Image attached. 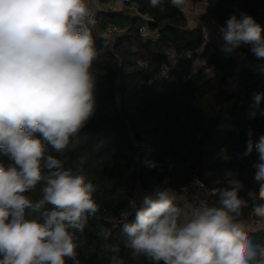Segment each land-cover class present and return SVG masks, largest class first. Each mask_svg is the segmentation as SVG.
Segmentation results:
<instances>
[{
	"label": "clouds",
	"instance_id": "9594fccd",
	"mask_svg": "<svg viewBox=\"0 0 264 264\" xmlns=\"http://www.w3.org/2000/svg\"><path fill=\"white\" fill-rule=\"evenodd\" d=\"M161 2L149 0L154 8ZM225 23L219 29L223 52L250 45L264 60V27L247 14ZM95 24L87 0H0V150L10 161L0 163V264H79L80 238L100 211L96 187L84 172L88 157L80 155L68 168L60 158L76 150L95 113ZM257 67L264 72V64ZM262 100L264 93L254 96L251 117L257 110L264 115ZM252 135L249 129L243 155L258 154V191L241 197L244 185L234 172L226 173L228 186L217 189L218 202L211 205L156 187L143 197L134 221L122 226L134 256L152 264H264V244L252 242L241 219L251 206L264 224V134ZM38 185L42 198L33 199L28 193ZM111 250L118 252L117 246ZM110 264L124 261L112 255Z\"/></svg>",
	"mask_w": 264,
	"mask_h": 264
},
{
	"label": "trees",
	"instance_id": "16d2710c",
	"mask_svg": "<svg viewBox=\"0 0 264 264\" xmlns=\"http://www.w3.org/2000/svg\"><path fill=\"white\" fill-rule=\"evenodd\" d=\"M124 2L126 6L135 3L140 12L149 13L148 25L158 29L159 36L141 38L137 32L141 21L128 8L100 13L92 30L100 51L91 68L96 76L95 113L81 130L76 150L60 157L65 168L74 167L80 155L88 157L84 172L96 187L93 197L100 206L80 238L79 264H110L112 255L124 264H152L144 256L132 254L122 232L123 224L135 219L131 204L137 188L149 189L167 178V188L178 194L200 180L210 205L218 202L217 189L228 186L227 172L236 173L242 181L241 197L247 198L249 190L259 188L253 168L258 154L255 150L248 156L243 153L249 129L254 140L264 134V115L259 110L254 118L250 115L254 96L264 93V72L257 67L264 60L254 56L250 45L233 52L244 62L223 52L205 39L199 26H189L183 10L172 0H162L155 8L149 0ZM188 2H204L202 19L217 20L221 27L233 14L238 19L241 14L250 15L264 27V0ZM112 25L123 32L115 35L110 48L104 31ZM169 46L189 55L172 61L167 54ZM161 69H166V75L160 74ZM227 78L232 85H227ZM260 109H264V100ZM147 161L158 166L150 168ZM0 163H10L2 150ZM42 187L38 185L28 194L40 199ZM251 214L250 206L241 219ZM102 232L110 233L107 239ZM248 235L254 244H264L263 231ZM112 246H117L118 252L113 253Z\"/></svg>",
	"mask_w": 264,
	"mask_h": 264
},
{
	"label": "built area",
	"instance_id": "2783aa9c",
	"mask_svg": "<svg viewBox=\"0 0 264 264\" xmlns=\"http://www.w3.org/2000/svg\"><path fill=\"white\" fill-rule=\"evenodd\" d=\"M91 11L94 13L96 24L95 27L92 28L94 31L97 26V20L100 13L106 12H119L124 8H128L133 14H135L139 20L141 21L137 32L141 38L150 39L157 38L159 36L158 29H151L148 25V22L151 20V15L149 13H142L138 10L137 5L135 3H131L129 6L125 5L124 0H87ZM211 26L213 28L219 27L221 28L219 22L217 20H212ZM201 30L203 32V36L207 41H210L208 38L209 34V25L203 24L201 25ZM216 29V28H215ZM123 32V29L118 26L112 25L105 29L104 34L108 35L107 38L109 47L112 48L114 44L115 35ZM167 54L172 61L184 56H188V51H179L177 52L173 46H169L167 49ZM239 58H242L238 55ZM237 58V57H236ZM139 65H143L140 61H137ZM161 75H166V69H161ZM227 85H232V80L227 78ZM156 187L167 188V178H164L158 185L151 187L149 189H141L137 188L136 196L134 202L131 204V210L135 211L142 204L143 197L147 194H151ZM205 185L200 180H194L190 187L181 188L180 192L177 194L180 200L182 201H190L194 205H198L201 199L207 200ZM135 204V208L133 205ZM245 222L246 229L248 232H264V224L259 222L252 214L248 218L242 219Z\"/></svg>",
	"mask_w": 264,
	"mask_h": 264
},
{
	"label": "rangeland",
	"instance_id": "374dc122",
	"mask_svg": "<svg viewBox=\"0 0 264 264\" xmlns=\"http://www.w3.org/2000/svg\"><path fill=\"white\" fill-rule=\"evenodd\" d=\"M180 8H182L189 26H199L201 27V25L203 24H207L209 25V34H208V38L210 39V41H212L213 43H216L217 45H219L220 47H222L221 44V34L219 32V27H215L213 28L211 26V22L212 19H202V16L204 15V7L202 5V3H196V4H191L188 2V0H184L183 4L178 5ZM107 38H109L108 35L104 34ZM115 39V38H114ZM232 55H234L235 57H237V59L240 62H244V60L242 58L238 57V54L236 53H232ZM249 67H251L252 69H254V66L252 64L247 63ZM209 71H212V69H210ZM207 195V193H206Z\"/></svg>",
	"mask_w": 264,
	"mask_h": 264
},
{
	"label": "crops",
	"instance_id": "0c3cea01",
	"mask_svg": "<svg viewBox=\"0 0 264 264\" xmlns=\"http://www.w3.org/2000/svg\"><path fill=\"white\" fill-rule=\"evenodd\" d=\"M200 3H202V5H203V7H204V9H205V4H204V2H200ZM178 6V5H177ZM179 7V6H178ZM182 9V8H181Z\"/></svg>",
	"mask_w": 264,
	"mask_h": 264
}]
</instances>
